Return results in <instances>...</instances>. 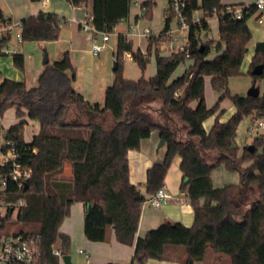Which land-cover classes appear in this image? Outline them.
Masks as SVG:
<instances>
[{"label": "trees", "instance_id": "obj_1", "mask_svg": "<svg viewBox=\"0 0 264 264\" xmlns=\"http://www.w3.org/2000/svg\"><path fill=\"white\" fill-rule=\"evenodd\" d=\"M67 1L87 8L94 15V25L111 33L129 17L132 6V0ZM153 6V0L144 4L146 16ZM199 9L204 17L188 35L193 52L189 49L163 56L160 40L151 37L143 55L132 40L118 36L115 80L106 89L104 107L86 101L75 90L76 70L69 52L45 65L34 86L9 78L1 81L0 128L11 108L16 109L17 117L27 116L40 124V132L30 142L24 140L26 121L5 130L4 139L14 144L23 163L31 167L32 176L26 189L9 182L1 194L7 202L25 199L16 219L8 215L2 228L17 225L19 234L39 237L40 264H60L52 253L58 241L62 254L71 255L70 237L62 234L60 227L77 202L85 205L86 238L105 242L113 230L118 242L134 246L132 264L163 260L169 246L185 248L184 264L204 261L209 250L229 257L231 264H264V134L254 139L253 152L245 146L240 155L236 143L237 127L245 117L251 122L264 119V94L257 98L231 95L228 87L230 77L240 74L249 50L252 32L248 20L256 14L255 6H249L251 12L239 20L232 19L221 0H190L188 14L193 17ZM214 16L219 19V42L207 40L211 31L207 19ZM5 21L10 19L0 9V23ZM59 21V16L43 12L26 17L21 21L24 42L57 41L62 30ZM213 48L218 54L207 59ZM126 52L132 53L142 72L154 54L155 75L138 81L126 79ZM12 57L15 67L24 71L23 54ZM188 60L193 63L172 80L177 68ZM258 65L263 66V72L255 76L252 71ZM249 74L253 84L264 80V42L255 45ZM206 77H211L215 90L223 92L221 100L229 97L234 106L233 114L221 121V113L209 131L204 123L218 111L219 102L214 108L207 107ZM193 102H197L195 108ZM106 112L114 120L109 130L102 117ZM156 130L166 145V155L163 162L148 169L146 192L142 193L131 182L128 155L138 151ZM177 157L181 159L180 190L190 201L195 221L189 227L165 222L137 238L142 206L165 187L166 175ZM246 162L250 163L247 167ZM66 163L71 166V178H57ZM220 167L240 173L241 186L215 187L212 173ZM251 195L255 198L248 203Z\"/></svg>", "mask_w": 264, "mask_h": 264}, {"label": "crops", "instance_id": "obj_2", "mask_svg": "<svg viewBox=\"0 0 264 264\" xmlns=\"http://www.w3.org/2000/svg\"><path fill=\"white\" fill-rule=\"evenodd\" d=\"M151 0H132L133 4L136 5L139 8V11L136 12L133 18H131V9L129 17L127 18L128 29L131 24L138 23L142 24L139 25L141 29L149 28L153 33L158 34L160 32L165 31L168 28H172L174 21L171 19V22L167 24V19L171 18V14L169 11L170 6V0H168V5L163 10V26L162 29H159L158 31L154 32L152 28L147 25L146 22H150V24L154 23L153 20H155V12L154 8H156L157 0L154 1V6L152 8V11L147 14L146 16V9L144 7V4ZM255 0L251 3H247L243 0L240 2H234V3H224L221 0V3L226 6H251L253 5ZM199 3H201V0H199ZM0 9L5 14L6 18L10 19V21L14 23L21 22L23 19L30 15H37L41 12L43 13H51L55 14L62 18L70 19L72 17H75L78 21H84L85 15L89 11L87 8L84 7H75L74 5L70 4L67 0H42L39 2H34L32 0H0ZM201 12V14H199ZM259 14V13H256ZM254 14V15H256ZM204 17V13L202 9L196 10L193 13V18L195 21H200ZM259 15H257V18ZM123 22V21H122ZM214 20L207 19V23L210 26V33L209 36L216 42H219V19L217 18V26L216 27V35L217 39L210 34H212L213 31V25ZM74 29H63L60 32L59 39H70L71 45H73L76 42H78L80 45L84 42L87 43L90 50L89 42L87 41L86 34L81 30L79 23H73ZM127 29V32H128ZM83 33V35H79V33ZM114 35L115 32H114ZM124 35V34H119ZM117 35V36H119ZM208 36V37H209ZM58 39V40H59ZM149 39H142L139 41L138 47L135 49H140L144 53L147 52V47L149 44ZM135 38L132 39L134 42ZM69 41V40H68ZM51 42L46 43H38L40 45H48ZM73 49L71 48L70 52ZM215 50V48H213ZM212 50V51H213ZM216 51V50H215ZM19 52L23 54L25 58V70L21 71L18 68L15 67L13 63V57L10 58H4L3 55H0V83L4 78L13 79L16 81H24L26 84L31 87L34 86L37 83V78L39 74L42 72L44 65L43 61H41L38 58L34 57L33 64H30L28 61V57L21 52L19 48ZM66 54V52H65ZM72 54V53H71ZM71 60L73 64L72 55ZM217 51L215 56L217 55ZM209 57V56H208ZM207 57V59H209ZM152 58V57H151ZM153 58H155L153 54ZM212 59V58H211ZM49 61L50 63L57 61L55 58H51L49 54ZM151 61V60H150ZM189 63L185 67V70L187 67H189L193 61L188 60ZM156 62V61H155ZM74 66V64H73ZM184 70V71H185ZM174 75V74H173ZM182 74H180L181 76ZM179 77V76H178ZM176 79L172 76V80ZM206 79V78H205ZM211 80V77H209ZM76 81V79H75ZM108 81L105 80L103 82V88L106 90V85ZM74 86V83H73ZM75 88V87H74ZM75 90L79 93H81L85 98L86 101H90L91 103L95 102V90L93 87V83L90 82L89 85H87L86 88L83 90H78L75 88ZM104 90V91H105ZM100 103V102H98ZM102 104V103H100ZM193 108L197 106V102H193L191 104ZM9 110H13L16 115V109L11 108ZM8 110V111H9ZM231 115L234 112V107L231 109ZM222 113V112H221ZM220 109L215 113L214 116H212L210 119H208L204 123V127L207 131L210 130L212 127L214 120L217 116L220 114ZM230 115V116H231ZM229 116V117H230ZM228 117V118H229ZM23 118V117H22ZM26 118V126H30L32 137L30 140H26L25 138V130L24 129V140L26 142H30L33 138V136L37 135L40 132V124L37 121L29 119L27 116H24ZM110 118V117H108ZM227 118V119H228ZM227 119L220 118L221 121H226ZM21 121H24L20 119ZM20 120H15L11 118V124L10 126L6 127L3 124V118L1 119V125L4 130L8 129L12 125L20 122ZM29 124V125H28ZM250 129V126L248 127V130ZM162 138L160 137V132L158 130L153 131L150 138L145 139L141 143V147L138 151H130L128 158H129V166H130V179L131 182L137 186H139L142 193L146 192V173L150 167L153 166L155 163H161L163 162L165 155H166V145L159 146L160 141ZM214 156V155H213ZM180 162L181 159L178 158L174 162V164L171 166L170 170L168 171L165 179V187L167 192L171 195V201L168 204H163L161 208H154L148 202L144 203L142 206V213L140 218V223L138 227V232L136 234V237H144L147 235V233L150 230L156 229L161 224L165 222H172V223H182L185 226H191L193 224L194 220V213L193 208L190 204L189 199L187 198L186 194L181 192L180 190V184L182 181V172L180 170ZM65 169L63 174L56 176L57 178H63V179H70L72 176V170L70 164L66 163ZM224 169V168H223ZM63 175H66L64 177ZM226 178L225 174H222L221 181ZM235 182H233L237 186H241V178L239 175V180H237V175L233 177ZM213 183H214V178ZM255 198V195H251L247 202L250 203ZM84 217H85V205L83 202H77L74 203L71 206L70 209V215L65 218L62 226L60 227V232L62 234H66L70 237L71 240V251H74L76 256L78 257L79 264H132L133 256H134V246H128L121 244L117 241L115 232L113 230L110 231L108 235V239L105 242H91L89 241L85 234H84ZM59 244H61L59 242ZM80 249L83 251V253L79 252ZM166 253L164 254L163 260H155L151 259L146 264H184V261L186 259V250L185 248L181 246H169L167 247ZM206 254V257L204 261L197 262L195 264H231V260L229 257L221 254H217L216 252H213L209 250ZM72 263L77 264L75 258L71 256Z\"/></svg>", "mask_w": 264, "mask_h": 264}, {"label": "rangeland", "instance_id": "obj_3", "mask_svg": "<svg viewBox=\"0 0 264 264\" xmlns=\"http://www.w3.org/2000/svg\"><path fill=\"white\" fill-rule=\"evenodd\" d=\"M143 1V0H140ZM241 0H222L224 3H234V2H240ZM247 3H251L254 0H243ZM168 5V0H157V5L156 8H154L155 12V20L154 23L150 24V22H146L147 25L152 28L154 32L158 31L159 29H162L163 26V10L165 7ZM139 11V8L133 4L131 6V18L134 17L133 14ZM201 14V12H199ZM257 15H253L249 20H248V25L251 27V32H252V39L248 44V52L245 55L244 61L240 67V74L235 75L230 77L229 82H228V87L230 90L231 95H241L245 96L248 93V90H250L251 86L253 85V78L249 74L250 70V63L254 54V48L255 45L259 42H264V24H260L257 19ZM214 20V27L212 34H210L212 37L214 36L217 39L216 35V27L217 26V16H214L211 18ZM128 19L124 20L123 22L119 23L115 29L114 32L116 35H112L110 37V41L108 42L107 45V50L105 52H102L100 56L95 57L92 53L89 51V46L87 45L86 42L83 43V45L79 44L78 42L75 41L73 45H71L70 39H59L57 41L51 42L50 44L46 45H40L37 42H24L22 46H20L21 52H23L27 57L28 61L30 64H33L34 62V57L40 59L43 61L44 57V50L48 51V54H50L51 58H55L57 61L61 60L65 52L70 51L72 48L73 50L71 51L72 59H73V64L74 68L76 70V81H74V87L76 89L83 90L84 88L87 87V85L90 84V82L93 83V87L95 90V102L102 103L100 104L102 107H104V102H105V92L106 90L103 88V82L105 80L108 81V87H110L114 80H115V72L114 71V65H115V51L117 48V42H118V36L119 34H126L127 29H128ZM73 23H67L63 29H74ZM142 26V24H139ZM173 26L175 27V22L173 23ZM143 27V26H142ZM155 34V33H154ZM79 35H83V33H79ZM185 40H180L179 42H176V46L181 45L182 42H186L188 40V35H184ZM139 45V40L135 38L134 40V47H138ZM69 54V56H70ZM216 54V51L213 50L210 55L209 59L214 58ZM2 57L4 58H10L12 55H3ZM71 58V56H70ZM124 77L128 80L132 81H138L141 78L149 79L152 76L155 75L156 73V62L155 58H151V61L148 64L147 69L142 72L140 67L136 62H134L131 59H124ZM189 61H186L185 63H182L177 70L174 72L173 77L177 78L180 76V74H183L185 67L188 65ZM188 68V67H187ZM37 84V83H36ZM35 84V85H36ZM257 86L260 87V92L264 94V80H259L258 83H254ZM106 87V89L108 88ZM105 90V91H104ZM222 93L220 91H217L213 88L211 80L209 77H206L205 79V87H204V96H205V102L207 107L209 108H214L215 105H217V102H219V109L221 117L224 119H227L231 115V109H233V102L231 98L225 97L221 100ZM221 100V101H220ZM104 122H105V128L106 130H109L112 126V122L114 121L112 118V115L110 112H106L103 116ZM110 117V118H108ZM11 118L15 120H26V118H19L15 115V112L13 110H9L4 114L3 117V124L8 127L11 124ZM210 119V118H209ZM24 120V121H25ZM29 125V124H28ZM252 122L250 117H245L238 125L237 130H236V143L239 146L240 149V155L243 153V148L245 146H249L253 144L254 139L261 134V132H249L248 127H251ZM31 127L26 126L25 130V138L26 140H30L32 137L31 133ZM177 157L176 159H178ZM174 160V162L176 161ZM173 162V164H174ZM172 164V165H173ZM171 165V166H172ZM250 165V163L246 162L245 166L247 167ZM222 174L226 175V178L221 181ZM239 174L238 172H228L223 167L217 168L213 171L212 177L214 178V186L215 187H223L227 184H234L235 182L234 178L235 175H237V180H239ZM66 177V175H63ZM14 220V218H13ZM20 226H24V224H20ZM17 225H13L11 227H7V230L9 232H17L18 231ZM59 242V241H58ZM56 243V245L58 244ZM184 248V247H183ZM76 253L74 251H71V256L75 258L77 264H79L78 257L75 255Z\"/></svg>", "mask_w": 264, "mask_h": 264}, {"label": "built area", "instance_id": "obj_4", "mask_svg": "<svg viewBox=\"0 0 264 264\" xmlns=\"http://www.w3.org/2000/svg\"><path fill=\"white\" fill-rule=\"evenodd\" d=\"M256 13H259L258 22L264 24V0H255ZM190 0H170L169 11L175 27L168 28L163 32L154 34L149 28L141 29L138 23L131 24L128 32L124 34L127 40L137 38V40L156 37L160 40L158 45L160 54L170 56L179 51H188L190 49L189 39L176 46V42L185 40V34L189 35L191 27L200 24L188 14ZM76 7V6H75ZM249 6H227V12L232 19H242L249 14ZM94 15L88 11L84 21H78L75 17L70 19L60 17L59 24L63 28L67 23H79L81 30L86 34L90 45L91 53L97 57L107 50L110 37L114 34L106 29L99 30L94 25ZM21 22L14 23L5 21L0 23V55H13L19 53V47L23 45V35ZM208 41L213 40L210 36ZM155 45V44H154ZM143 55H146L142 50ZM127 59H133L132 53L126 52ZM261 132L264 134V119L252 122L249 132ZM5 130L0 128V264H40V240L37 236L23 235L18 232H9L4 234L2 228L3 221L8 215L16 219L21 207L25 206V199L20 198L16 202H7L1 198V194L6 189L9 182L14 183L18 188L27 185L32 176V169L28 164L23 163L22 156L11 141L4 139ZM171 195L166 188L160 189L151 196L146 202L154 208H161L163 204L171 201ZM58 242L53 247L52 253L58 257L60 264H64L63 257ZM81 253L83 251L80 249Z\"/></svg>", "mask_w": 264, "mask_h": 264}, {"label": "water", "instance_id": "obj_5", "mask_svg": "<svg viewBox=\"0 0 264 264\" xmlns=\"http://www.w3.org/2000/svg\"><path fill=\"white\" fill-rule=\"evenodd\" d=\"M191 52H193L192 49H190ZM200 52H203V47L200 48ZM48 63H50L49 61V54H48V51L47 50H44V57H43V65H47ZM117 69V66L116 64L114 65V70ZM263 72V66L262 65H258L256 67H254L253 71H252V74L255 75V76H259L261 75ZM260 94H262L260 92V87L257 86L256 84H253L250 88V90H248V93H247V96H250V97H254V98H257L260 96ZM164 145V141L161 140L160 143H159V146H163ZM248 150L253 152L255 150V147L254 145H249L248 146ZM27 188V185L25 186V189ZM63 261H64V264H73L72 263V258H71V255H65L63 257Z\"/></svg>", "mask_w": 264, "mask_h": 264}]
</instances>
